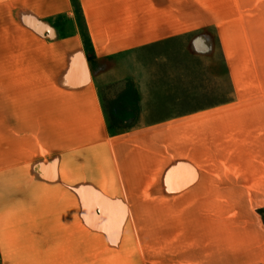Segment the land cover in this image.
<instances>
[{
  "label": "crops",
  "instance_id": "obj_1",
  "mask_svg": "<svg viewBox=\"0 0 264 264\" xmlns=\"http://www.w3.org/2000/svg\"><path fill=\"white\" fill-rule=\"evenodd\" d=\"M12 1L45 47L0 110V264H264V0H78L95 60L212 30L226 70L230 100L112 135L69 0Z\"/></svg>",
  "mask_w": 264,
  "mask_h": 264
},
{
  "label": "rangeland",
  "instance_id": "obj_2",
  "mask_svg": "<svg viewBox=\"0 0 264 264\" xmlns=\"http://www.w3.org/2000/svg\"><path fill=\"white\" fill-rule=\"evenodd\" d=\"M75 1L69 0L72 16L76 21L104 108L110 114H119V103L124 104L119 118H113V128L127 131L162 118L166 112L210 107L231 99L222 55L212 30L186 35L163 46L149 47L110 59L95 60L84 46L80 22L75 12ZM6 5L7 17L4 21L1 20L6 24L0 26V110L3 109L4 92L10 91L14 97L20 81L34 79L35 75L30 66L37 64L35 51L38 52L45 47L40 40L37 42L31 40V26L19 24L23 19L16 17L13 1L7 0ZM62 20V16H56L54 22L42 23L39 33L43 36L51 35L54 27L61 24ZM137 89L140 90L138 103L135 97ZM173 89H187L191 95L183 96L179 102L170 101L169 93ZM206 133L207 139L212 137L213 128L207 127ZM208 154L213 152L210 151ZM223 161L225 165L231 164L229 158H224ZM223 161L208 158L207 165L216 166L219 165L218 162L222 164ZM82 197V215L84 220H87L94 202L103 198L89 197L88 194H82ZM259 212L264 222V211ZM10 220L3 219L4 229L11 226ZM85 264L93 263L86 261ZM97 264H111L108 254L102 251L100 263Z\"/></svg>",
  "mask_w": 264,
  "mask_h": 264
},
{
  "label": "trees",
  "instance_id": "obj_3",
  "mask_svg": "<svg viewBox=\"0 0 264 264\" xmlns=\"http://www.w3.org/2000/svg\"><path fill=\"white\" fill-rule=\"evenodd\" d=\"M75 12H76V15L78 17V21L80 22V26H81V37L84 38V41H85V48H86V51L89 52V54H92V44H91V40L90 38L88 37L87 35V29H86V24H85V21L83 19V16H82V11H81V7H80V3H78V0L75 1ZM119 110V114H114V113H109L106 108H104L103 106V109H104V113H105V118H106V124L108 126V129H109V133L112 135V134H120V133H123L125 131H123L122 129H115L113 128V118H119V115L120 113L123 111L122 109L124 108V104L123 102L119 103V106H118Z\"/></svg>",
  "mask_w": 264,
  "mask_h": 264
}]
</instances>
